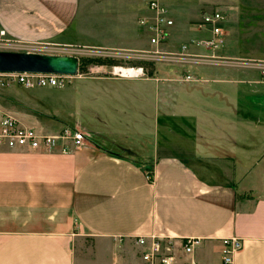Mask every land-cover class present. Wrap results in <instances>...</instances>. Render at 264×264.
<instances>
[{"label": "crops", "instance_id": "obj_1", "mask_svg": "<svg viewBox=\"0 0 264 264\" xmlns=\"http://www.w3.org/2000/svg\"><path fill=\"white\" fill-rule=\"evenodd\" d=\"M150 1L135 0L131 12L140 35L93 48L143 54L139 20L153 17ZM158 1L175 23L167 53L210 37L196 24L223 11L224 47L191 48L219 61L118 66L144 68L138 78L101 67L64 88H0V111L22 126L87 139L66 153L62 144L0 148V264H146L137 239L168 236L200 239V264H222V240L232 237L244 242L234 264H264V0ZM82 3L0 0V45H76Z\"/></svg>", "mask_w": 264, "mask_h": 264}, {"label": "built area", "instance_id": "obj_2", "mask_svg": "<svg viewBox=\"0 0 264 264\" xmlns=\"http://www.w3.org/2000/svg\"><path fill=\"white\" fill-rule=\"evenodd\" d=\"M148 8L153 13V17L151 19L141 18L139 25L146 30L151 45L160 47L167 43L170 30L175 23L168 8L158 0L150 1ZM226 20V14L219 9L204 15L203 20L196 26L200 30L211 29L212 35L197 43L200 49L215 53L224 47L226 40L223 24ZM187 51L188 47L183 46L184 55ZM156 55L158 54L156 53ZM203 59L219 61L215 56H204ZM259 69L261 81L264 84V64H261ZM111 74L123 78L147 76L144 68L118 66L113 67ZM77 75L0 73V88H5L11 84H17L26 89L64 88L69 86ZM184 80L187 82L197 81L191 74L185 75ZM86 140L83 132L73 128H65L55 135L41 134L35 129L22 126L14 117L0 111V148L52 152L62 144L63 152L66 153L70 145L79 149L85 145ZM149 179L153 180V177L149 175ZM201 242L200 239H179L171 236L154 237L151 242H148L145 237L137 239V244L143 247L142 259L146 264H200L195 257V252ZM222 244V264H234L235 257L244 247V242L232 237L223 239Z\"/></svg>", "mask_w": 264, "mask_h": 264}, {"label": "rangeland", "instance_id": "obj_3", "mask_svg": "<svg viewBox=\"0 0 264 264\" xmlns=\"http://www.w3.org/2000/svg\"><path fill=\"white\" fill-rule=\"evenodd\" d=\"M180 1L186 2L185 0ZM187 1L196 3L199 0ZM134 2L135 0H83L80 21L81 24L85 22L86 26L82 28L81 36L74 41L76 45H59V47L45 46V48L42 49H34L35 52L31 53L77 57L80 61L79 74L73 79L104 74L102 72L103 70L98 71V68L101 67H105V70H108L114 66L123 65L136 67L142 64L141 66H147L150 70V67L152 68L158 65V63H163V65L166 66L176 65L183 67L188 63L191 65H200L205 61L203 59L204 55L196 54L191 50V48L203 50L197 45L202 39L196 40L192 45H182L180 51L177 53H167L163 51V45L160 47H153V49L150 48L148 34L146 33L143 37L149 48H147L145 50L146 52L144 51L143 54H139V52L133 53L131 58L127 57L122 50L107 47L93 48V46H101L115 39L124 40L127 36L141 34L137 25L138 15L131 13L134 10ZM94 15L96 16V21L92 23L88 18L91 19ZM143 30L146 32L144 28ZM66 42H71V40ZM183 46L188 47V51L185 53L186 55L182 52ZM0 51L23 52L19 50V48L2 45H0ZM156 53L158 55H156ZM139 55H142V57H139ZM94 58L108 59L110 63L103 65L100 62H88V59ZM186 72L190 73L188 71ZM185 75L187 74L183 76L185 77Z\"/></svg>", "mask_w": 264, "mask_h": 264}, {"label": "water", "instance_id": "obj_4", "mask_svg": "<svg viewBox=\"0 0 264 264\" xmlns=\"http://www.w3.org/2000/svg\"><path fill=\"white\" fill-rule=\"evenodd\" d=\"M80 61L75 56L0 51V73L77 75Z\"/></svg>", "mask_w": 264, "mask_h": 264}, {"label": "trees", "instance_id": "obj_5", "mask_svg": "<svg viewBox=\"0 0 264 264\" xmlns=\"http://www.w3.org/2000/svg\"><path fill=\"white\" fill-rule=\"evenodd\" d=\"M88 62H91V63L100 62V63H102L104 65V64H109L110 60L102 59V58H94V59H88Z\"/></svg>", "mask_w": 264, "mask_h": 264}]
</instances>
